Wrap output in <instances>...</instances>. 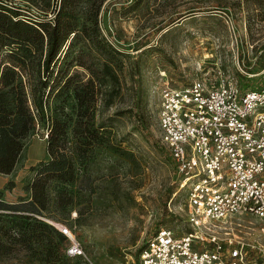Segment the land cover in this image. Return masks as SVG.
Instances as JSON below:
<instances>
[{"label":"rangeland","instance_id":"374dc122","mask_svg":"<svg viewBox=\"0 0 264 264\" xmlns=\"http://www.w3.org/2000/svg\"><path fill=\"white\" fill-rule=\"evenodd\" d=\"M0 2L21 17H54L55 0ZM99 25L125 61L120 85L109 87L112 105L97 108V124L111 129L116 148L100 147L85 161L76 156L73 178L50 179L46 208L33 212L30 187L48 158V128L38 127L14 170L0 172V203L19 207L0 206V264H141V250L160 226L189 231L184 192L161 136V89L167 80L173 87L226 76L242 87L264 80V0H107ZM69 143L76 144L73 135ZM240 217L230 237L242 243L248 264H263L261 222ZM61 223L85 255H69V239L56 232Z\"/></svg>","mask_w":264,"mask_h":264},{"label":"trees","instance_id":"16d2710c","mask_svg":"<svg viewBox=\"0 0 264 264\" xmlns=\"http://www.w3.org/2000/svg\"><path fill=\"white\" fill-rule=\"evenodd\" d=\"M55 1L48 20L21 17L16 6L0 2V172L11 173L27 139L47 126L48 158L30 187L29 205L37 213L46 208L50 179L73 178L76 156L85 161L100 147L116 148L111 129L97 124V108L100 102L112 105L109 87L120 85L125 73L121 52L99 25L107 0Z\"/></svg>","mask_w":264,"mask_h":264},{"label":"built area","instance_id":"2783aa9c","mask_svg":"<svg viewBox=\"0 0 264 264\" xmlns=\"http://www.w3.org/2000/svg\"><path fill=\"white\" fill-rule=\"evenodd\" d=\"M158 119L190 230L178 235L160 226L143 246L141 264H248L229 229L248 214L264 234V80L248 87L231 76L185 87L167 80ZM55 226L69 239L70 256L85 255L70 227Z\"/></svg>","mask_w":264,"mask_h":264}]
</instances>
